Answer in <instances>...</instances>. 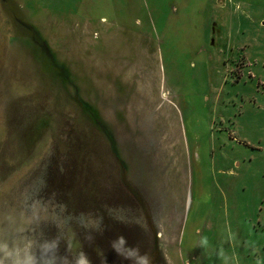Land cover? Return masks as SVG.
I'll return each instance as SVG.
<instances>
[{
  "label": "rangeland",
  "instance_id": "rangeland-1",
  "mask_svg": "<svg viewBox=\"0 0 264 264\" xmlns=\"http://www.w3.org/2000/svg\"><path fill=\"white\" fill-rule=\"evenodd\" d=\"M20 227L42 264H264V0H0V244Z\"/></svg>",
  "mask_w": 264,
  "mask_h": 264
},
{
  "label": "clouds",
  "instance_id": "clouds-1",
  "mask_svg": "<svg viewBox=\"0 0 264 264\" xmlns=\"http://www.w3.org/2000/svg\"><path fill=\"white\" fill-rule=\"evenodd\" d=\"M38 221L32 217H27L28 225H38ZM28 229L25 227H20L18 232L21 234L23 240V246L15 245L13 248H9L7 243L0 244V253H3L0 256V264H42L40 255L44 252L45 249L57 246V241H52L49 244L46 239H43V242L39 244L36 251H33L34 241L27 235ZM35 231V229H33ZM43 236V233L40 234ZM121 239H123L121 237ZM47 259V256H45ZM77 264H88L86 258H81L77 261Z\"/></svg>",
  "mask_w": 264,
  "mask_h": 264
},
{
  "label": "flooded vegetation",
  "instance_id": "flooded-vegetation-1",
  "mask_svg": "<svg viewBox=\"0 0 264 264\" xmlns=\"http://www.w3.org/2000/svg\"><path fill=\"white\" fill-rule=\"evenodd\" d=\"M28 28H30V25L29 24H27V29ZM30 34L32 35V38H33V40H35L36 43L39 42L40 47H41V52L43 53V51H44L45 54H48V55L51 56L53 62L55 63V68H54V70H52V72L57 76L56 77V81H57V79H58V72L59 71L61 72V68H60V66L56 62V55H55L54 51L49 47V45L47 44V42L45 41V39L43 38V36L41 34L39 35V33L37 32L36 37H34V35H33L32 32H30ZM88 108H90V106H88ZM90 113H91L90 116L93 119V121L95 123H98V120L99 119L97 117L98 116L97 115V112L92 109Z\"/></svg>",
  "mask_w": 264,
  "mask_h": 264
},
{
  "label": "trees",
  "instance_id": "trees-1",
  "mask_svg": "<svg viewBox=\"0 0 264 264\" xmlns=\"http://www.w3.org/2000/svg\"><path fill=\"white\" fill-rule=\"evenodd\" d=\"M59 71V70H58ZM60 74V71L58 72V75ZM58 80V79H57ZM57 83V82H56ZM76 97H77V95H76ZM76 101H77V104L79 105V107L82 109V113L84 114V115H86L87 117H90L91 118V116H90V112H91V110L93 109V110H96V109H94L93 107H91L88 103H86V102H82L81 101V99L79 98V99H76ZM88 106H90V108H88ZM86 117V118H87ZM92 119V118H91ZM93 120V119H92ZM94 122V121H93ZM157 246L158 245H156L155 246V250L156 251H154V256L152 255L151 257H150V260H149V262L147 263V264H151V263H153L154 262V260H156L155 258H156V255L158 254V252H159V248H157ZM157 261V260H156Z\"/></svg>",
  "mask_w": 264,
  "mask_h": 264
},
{
  "label": "crops",
  "instance_id": "crops-1",
  "mask_svg": "<svg viewBox=\"0 0 264 264\" xmlns=\"http://www.w3.org/2000/svg\"><path fill=\"white\" fill-rule=\"evenodd\" d=\"M28 24L30 25V29H31V32L33 33L34 37H36L37 35V30H36V26L32 25L31 23L28 22ZM39 35L41 34L40 32H38Z\"/></svg>",
  "mask_w": 264,
  "mask_h": 264
}]
</instances>
